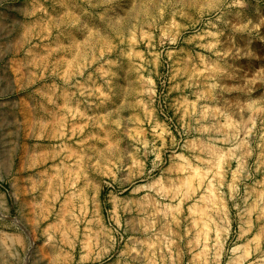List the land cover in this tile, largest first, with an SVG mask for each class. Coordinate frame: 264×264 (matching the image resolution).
Wrapping results in <instances>:
<instances>
[{
	"label": "rangeland",
	"instance_id": "rangeland-1",
	"mask_svg": "<svg viewBox=\"0 0 264 264\" xmlns=\"http://www.w3.org/2000/svg\"><path fill=\"white\" fill-rule=\"evenodd\" d=\"M0 264H264V0H0Z\"/></svg>",
	"mask_w": 264,
	"mask_h": 264
}]
</instances>
